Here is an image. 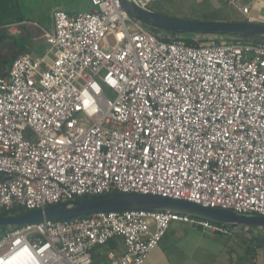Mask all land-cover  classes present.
I'll return each mask as SVG.
<instances>
[{"label": "built area", "instance_id": "obj_1", "mask_svg": "<svg viewBox=\"0 0 264 264\" xmlns=\"http://www.w3.org/2000/svg\"><path fill=\"white\" fill-rule=\"evenodd\" d=\"M89 4L0 76V211L134 193L264 216V44L165 41L120 0ZM171 223L239 232L167 210L42 220L0 235V264H90L114 237L110 264H143Z\"/></svg>", "mask_w": 264, "mask_h": 264}, {"label": "crops", "instance_id": "obj_2", "mask_svg": "<svg viewBox=\"0 0 264 264\" xmlns=\"http://www.w3.org/2000/svg\"><path fill=\"white\" fill-rule=\"evenodd\" d=\"M139 1L145 3L144 7L148 9V5L153 0ZM160 1L165 2V0ZM166 2V8L165 6L160 8L163 13L169 8H174L175 5H183L188 7V11L195 10L197 13L200 12L202 15L199 14L196 19L200 18L202 19L201 21L264 24V15L258 9L259 7L264 9V0H166ZM195 5H199L200 8H194ZM244 7L248 8L247 14L242 13V8ZM54 11L63 10L51 11L46 26L25 20L21 15H19L22 19L21 22L5 26V34L17 39L18 53L15 58L22 54L31 56L42 55L46 51L47 46L43 39V32L52 30L51 15ZM66 13L75 15L82 12L66 11ZM212 13L222 14L220 16H212ZM193 15L192 17H194ZM173 33V37H179L175 35L176 32ZM164 36L171 37L170 35ZM196 36L197 34L191 35L190 39L195 41L196 38L197 40L208 38V36L201 34L198 37ZM238 37L240 36L223 34L213 36L216 40H233ZM239 226H233L239 228V232L236 235L224 237L211 234L188 224L171 223L159 244L148 254L143 264H264V229H256L251 233L250 229L242 227V225ZM124 251L125 248L121 237H114L102 246L91 248L90 264H110V253L120 257L124 254Z\"/></svg>", "mask_w": 264, "mask_h": 264}, {"label": "water", "instance_id": "obj_3", "mask_svg": "<svg viewBox=\"0 0 264 264\" xmlns=\"http://www.w3.org/2000/svg\"><path fill=\"white\" fill-rule=\"evenodd\" d=\"M128 14L151 28L165 32L223 34L264 38V24L250 22L192 21L170 18L146 9L138 0H120ZM126 210H167L228 226L264 227V216L239 215L230 210L208 208L192 202L158 195L112 193L49 205L21 214L0 216V225L18 226L42 220H63L96 213Z\"/></svg>", "mask_w": 264, "mask_h": 264}, {"label": "rangeland", "instance_id": "obj_4", "mask_svg": "<svg viewBox=\"0 0 264 264\" xmlns=\"http://www.w3.org/2000/svg\"><path fill=\"white\" fill-rule=\"evenodd\" d=\"M171 1V0H169ZM17 6H18V13L22 16V18H25V20L34 21L42 26H46L47 19L50 16L51 11L53 10H63L67 12H84L88 9L90 10V4L88 0H16ZM167 4L166 0L160 1V0H153L149 5L148 9L156 14L163 15L170 18H176V19H184V20H192V21H201L202 19H196V16L199 14L202 15L200 12L194 11H188V7H185L183 5H178L174 8H169L167 11L163 13V11L160 9L162 6H165ZM200 8V6H194ZM166 8V6H165ZM260 12L262 15H264V9L263 7H259ZM194 13V15H193ZM222 13H212V16L218 15L220 16ZM192 15L194 17H192ZM142 24V23H141ZM16 32V31H15ZM6 33V32H5ZM156 33L164 36V35H170L173 37L174 33H169L157 30ZM4 32H0V38H3ZM173 35V36H172ZM176 36L183 37L190 39L191 35H195L193 33H183V34H175ZM199 34H197L196 37H198ZM204 36V35H203ZM214 35H208V38H202L203 40H197V42L201 44H209L214 41L220 42H226L225 39L216 40V38H213ZM212 37V38H211ZM110 42H112L110 38ZM257 43L263 44L264 41L256 40ZM13 37L10 36V38H5L4 40H0V58L5 59L9 57V55L12 54V52L18 51V48H16L13 44ZM105 50H107V47H103ZM6 66H2L0 68L1 72L6 71ZM103 93L105 96L109 97L110 99L113 98V94L106 89H103ZM240 227V226H239ZM246 227L247 229H250L251 233L255 231L256 229H264V227H257V226H242ZM10 226H4L0 225V235L9 230Z\"/></svg>", "mask_w": 264, "mask_h": 264}, {"label": "trees", "instance_id": "obj_5", "mask_svg": "<svg viewBox=\"0 0 264 264\" xmlns=\"http://www.w3.org/2000/svg\"><path fill=\"white\" fill-rule=\"evenodd\" d=\"M21 21H22V19L19 17V14H18V6H17L16 0H0V32H4L3 38H0V40H4L5 38H10L8 35L5 34V31H6L5 26L13 24V23H18ZM144 26L148 27L153 33H156V29L151 28L147 25H144ZM171 33H173V32H171ZM176 33H179V32H176ZM181 34H183V33H181ZM201 35L208 36V34H201ZM210 35H221V34H210ZM163 39L165 41H169V40H171V37L164 36ZM253 39H255V41L256 40L264 41V38H253ZM16 40L17 39H13V42H14L13 44L17 48ZM183 41L188 46H198L199 45V43L197 41H194L191 39H183ZM214 43L219 44V41H214ZM17 53H18V51L14 50L12 52V54L9 55V57H7L5 59L0 58V68L2 66L9 67L10 64L12 63L13 59L17 55ZM5 75H6V71H4V72L0 71V76H5ZM23 212L24 211L22 209H15L10 213L5 212V211H0V216L21 214ZM10 227H12V226H10Z\"/></svg>", "mask_w": 264, "mask_h": 264}]
</instances>
